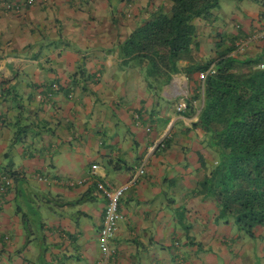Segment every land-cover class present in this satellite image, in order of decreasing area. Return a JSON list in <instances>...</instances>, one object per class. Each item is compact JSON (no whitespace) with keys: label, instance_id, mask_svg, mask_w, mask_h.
Instances as JSON below:
<instances>
[{"label":"crops","instance_id":"1","mask_svg":"<svg viewBox=\"0 0 264 264\" xmlns=\"http://www.w3.org/2000/svg\"><path fill=\"white\" fill-rule=\"evenodd\" d=\"M171 1L0 10V264H97L104 180L127 186L105 264H264L263 246L218 222L197 195L201 145L187 128L203 103L192 116L177 107L202 76L181 71L153 90L125 54ZM231 1L244 6L220 12V3L211 21H197L199 61L221 33L264 34V0Z\"/></svg>","mask_w":264,"mask_h":264},{"label":"trees","instance_id":"2","mask_svg":"<svg viewBox=\"0 0 264 264\" xmlns=\"http://www.w3.org/2000/svg\"><path fill=\"white\" fill-rule=\"evenodd\" d=\"M171 2L169 11L155 13L132 34L125 54L139 61L153 90L174 73L202 76L184 110L195 115L196 103H203L198 120L187 128L197 132L201 145L205 173L197 195L214 205L218 222L234 224L241 237L264 248V35L256 39L242 29L221 33L214 54L199 61L197 21H211L221 0ZM252 41H262L258 50L251 46L255 52L246 47Z\"/></svg>","mask_w":264,"mask_h":264},{"label":"built area","instance_id":"3","mask_svg":"<svg viewBox=\"0 0 264 264\" xmlns=\"http://www.w3.org/2000/svg\"><path fill=\"white\" fill-rule=\"evenodd\" d=\"M36 1L37 0H0V10H20L34 5ZM242 43L243 42H241V46L246 45V43ZM177 108L180 111L185 110L187 108V102L180 103ZM98 167V164L93 165V174H96ZM141 172H143V169H141ZM4 182L5 186L2 188L9 187L11 185L10 178H4ZM97 188L106 196L108 200L104 216V224L101 231L100 246L102 256L97 262V264H105L106 260L110 257L113 251L112 239L118 229L120 200L126 191L127 186H114L110 182L104 180L98 182Z\"/></svg>","mask_w":264,"mask_h":264},{"label":"rangeland","instance_id":"4","mask_svg":"<svg viewBox=\"0 0 264 264\" xmlns=\"http://www.w3.org/2000/svg\"><path fill=\"white\" fill-rule=\"evenodd\" d=\"M238 5L239 6H244L243 4H237L236 2H233V1H231V0H224V1H222V3H221V6L223 7V9L224 10H222V11H220V12H233V11H237V7H238ZM229 14H231V13H228V15ZM260 37H261V35H260ZM260 40H262V38L260 39ZM262 41H260V43H261ZM259 42H256V41H252V42H250V43H248L249 45H247L246 47H248V49L247 50H249L250 51V49H249V46L251 47V46H255V47H257V46H259V47H261V44L259 43V45H257L256 46V44H258ZM264 44V43H263ZM259 47H257L256 49L258 50L259 49ZM251 51H253V52H255V50L253 49V47H251ZM108 262V261H107Z\"/></svg>","mask_w":264,"mask_h":264}]
</instances>
